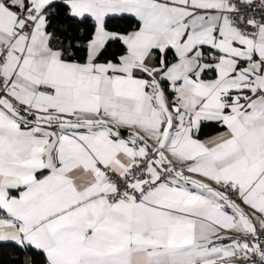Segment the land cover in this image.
<instances>
[{"label":"snow or ice","instance_id":"snow-or-ice-1","mask_svg":"<svg viewBox=\"0 0 264 264\" xmlns=\"http://www.w3.org/2000/svg\"><path fill=\"white\" fill-rule=\"evenodd\" d=\"M0 264H264V0H0Z\"/></svg>","mask_w":264,"mask_h":264}]
</instances>
